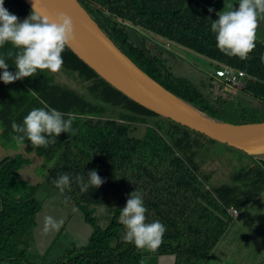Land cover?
Masks as SVG:
<instances>
[{"label": "trees", "instance_id": "16d2710c", "mask_svg": "<svg viewBox=\"0 0 264 264\" xmlns=\"http://www.w3.org/2000/svg\"><path fill=\"white\" fill-rule=\"evenodd\" d=\"M7 2L21 11V21L30 15L31 8L24 0ZM78 2L123 53L182 101L221 123L244 128L264 126V62L261 61L264 39H257L249 59L240 60L216 47L211 23L218 19V13L197 0ZM172 43L216 63L240 69L249 77L234 92L215 71L207 72L199 81L178 75L170 64L175 55ZM3 48L5 52L15 51L9 44ZM62 57L61 70L76 75L89 93H79L53 81V75L47 71L31 77V88L36 95L23 87L22 95L9 93L8 89L14 88L11 83L6 84L3 96L0 93L1 137L10 141L12 148L18 144L24 146L23 152L0 159V261L25 264L20 257L30 256V232L36 213L42 209L36 193L42 183L21 178L20 170L33 162L28 155L33 152L45 164L38 168L44 177L43 185H51L57 191V198L75 208L91 226L84 245L70 248L48 264H139L149 254H175L176 264H205L236 216L230 215V208L239 213L264 191V158L256 160V156L240 150L239 162L244 157L255 162L235 170L233 184H215L218 171L210 167L213 163L208 162L209 168L203 171L194 153L187 155L179 150L182 146L178 145L184 140L185 147L203 149L199 139L202 133L133 101L100 77L68 46ZM45 103L63 113L65 119L69 114L75 115L74 132H62L47 148H34L27 139L24 143L13 140L16 133L12 123L22 125L30 110ZM102 103L126 110L127 114H121L120 119L136 116L140 120L153 118L155 123L160 119L171 125L172 130L164 135L158 123L146 124L140 134H133V125L101 117L105 110ZM192 134L196 139H189ZM177 146L179 152L174 149ZM91 170L104 183L99 188L90 186L82 193L75 177L82 175L87 183ZM60 174H68L71 179L70 190L63 193L54 184ZM134 191L142 194L147 221L158 220L166 226L163 242L154 252L137 249L124 240L126 229L119 216Z\"/></svg>", "mask_w": 264, "mask_h": 264}, {"label": "clouds", "instance_id": "9594fccd", "mask_svg": "<svg viewBox=\"0 0 264 264\" xmlns=\"http://www.w3.org/2000/svg\"><path fill=\"white\" fill-rule=\"evenodd\" d=\"M33 0L30 15L20 22L18 17L11 14L4 7V0H0V48L10 43L12 49L6 55L14 57L15 74L8 71L9 64L0 57V80L5 84L13 83L22 78L32 77L38 72L48 71L58 73L64 61L62 53L75 38L73 20L65 13H58L54 19L43 14ZM227 10L218 13V19L211 23V31L215 34L216 47L229 57H238L240 60L249 59L250 53L256 48L257 32L261 20H264V0H238V8L226 5ZM264 62V55L261 56ZM43 103V102H41ZM75 115L64 114L56 108H33L23 118V123L15 121L11 127L14 133L13 140L24 143L27 139L32 147H45L56 142L62 133H72ZM75 181L80 185V191L88 188H99L103 179L95 170L88 172V181L84 182L82 175H77ZM61 193L71 188V179L68 174H60L54 181ZM147 208L142 194L132 192L126 205L121 209L119 220L125 227L124 240L134 244L137 249L156 251L162 244L166 226L160 221H147ZM62 221L57 222L53 217H45L44 230H57Z\"/></svg>", "mask_w": 264, "mask_h": 264}, {"label": "rangeland", "instance_id": "374dc122", "mask_svg": "<svg viewBox=\"0 0 264 264\" xmlns=\"http://www.w3.org/2000/svg\"><path fill=\"white\" fill-rule=\"evenodd\" d=\"M4 7L11 14L16 15L20 22H23L21 21L22 17L19 15L21 14V11L19 9L15 10L14 8H12L7 0H4ZM258 38L260 40L264 39V20L260 21L257 32V39ZM165 42L166 44L168 43V41ZM8 44L11 45L10 43ZM171 45L175 51V55L170 60V64H172V69L176 74L187 76L191 79H194L195 81H199L206 75L207 72H214L216 66L214 63L210 62L209 59L198 55L191 50L182 48L176 44L172 43ZM6 53L7 52H5L3 47L0 48V57L5 58L6 63L9 64L8 71L15 74L16 68L14 65V59H7L8 57ZM48 73L50 76L53 75L51 76V78L53 79V81L58 82L59 84L61 83L62 85H66L79 93H89L88 91L86 92L84 84L74 74H66V72L62 70L55 74L50 72ZM11 84H13L14 88L8 89L9 93L14 92L15 94H17L19 92L20 95H22V87L24 89H28L34 95H36L37 93L31 88V77L22 78ZM223 95H225V93ZM6 98H8V95H5V99ZM101 105L105 107V110L101 113V117L116 118L120 122L129 123L130 126L133 125L132 127L135 128L133 129V134H140L146 124L154 125L158 123L161 126L160 132L164 135L172 130L171 125L166 123V121L163 122L160 119H157V123H155L156 120L153 118L140 120L139 117L136 116L129 120L120 119L121 114H123L124 116L127 114V112H125L126 110H123L122 107H116L114 105L112 106L110 104L103 103ZM1 131L2 130L0 127V159L4 155L13 154L18 151H24V146L20 144H18L15 148L10 147L12 144H10V141H6L1 137ZM175 134L179 136L181 135L180 132H175ZM199 136V139L204 144L203 149L199 150L196 148V146L194 147V149H192L191 146L185 147L186 140H184L181 144L179 143L178 146L183 147H180L179 150H182L187 155L195 154L196 161L200 165H202L199 166V169L203 171L205 170V168H209V163H213V165L210 164V167H213L214 170L216 169L218 171L215 174V176H217L215 178L216 181H214L215 184H233L234 182L232 176L234 175L235 170L240 168L245 169L249 164L255 162L254 159H248V157L242 158L239 162V154L242 153L240 150L231 148L229 147V145H226L206 135L199 134ZM189 139H196V136L192 134L189 136ZM167 140L171 143L170 138H167ZM178 146L174 149H177V151L179 152ZM28 155L32 158L33 162L30 165L24 166L20 170L21 178L27 179L31 183H42V187H40L36 193V197L42 202V209L36 213L35 225L30 232V237L32 239L30 241L29 248L31 252L30 261L34 264H40L42 261L44 264H47L50 261L64 255L70 248L84 245L91 232V226L84 221L81 213H79L75 208H73L68 203H62L60 199L57 198V191L55 189H51V185H43L44 182L42 181L44 180V177L43 175L39 174L38 168L45 165L44 161L42 158L36 156L33 152ZM261 158H264V153L256 155V160ZM205 161L207 162L205 163ZM236 182L238 184H241L238 181ZM261 199L264 200V194ZM262 209L264 210V206ZM242 211L243 210H241V212ZM257 211H259V201L255 202L248 208L245 217H253L255 216ZM47 216L53 217L57 222L62 221L61 226L57 230L45 231L44 223L45 217ZM233 220L234 218L232 219V221ZM244 221L245 222L242 221L234 224V228L238 226L241 227L249 221L251 223H256L254 222V219H247ZM244 228H242L241 230H243ZM263 228L264 225H259V231L257 234H255V239H253L252 237V239L250 240L248 234L246 232L244 234L251 243H253L254 241L259 242V238H264ZM220 240H222L223 244L219 245L217 251L213 253V257H211L207 263L205 262V264H242L244 259L247 257V264H264V260H262L264 259V257L261 256V258L259 259H254L255 256L253 254L250 255L252 251L247 247L246 244L241 245L239 249L237 246H233L229 242H224L226 240V234H224Z\"/></svg>", "mask_w": 264, "mask_h": 264}, {"label": "water", "instance_id": "95a60500", "mask_svg": "<svg viewBox=\"0 0 264 264\" xmlns=\"http://www.w3.org/2000/svg\"><path fill=\"white\" fill-rule=\"evenodd\" d=\"M32 9L33 0H24ZM36 7L54 19L70 16L75 38L68 48L100 77L143 107L248 155L264 153V126L236 127L197 111L139 68L91 18L78 0H38ZM139 264H176L175 254H149Z\"/></svg>", "mask_w": 264, "mask_h": 264}, {"label": "crops", "instance_id": "0c3cea01", "mask_svg": "<svg viewBox=\"0 0 264 264\" xmlns=\"http://www.w3.org/2000/svg\"><path fill=\"white\" fill-rule=\"evenodd\" d=\"M197 1H199L200 3H202L203 5H205L206 7H208L209 9L213 10L216 13H219L223 10H227L226 5H228V4H232V5H234V8H238V0H197ZM182 48H184V47H182ZM209 61L214 63V64L216 63L215 61L210 60V59H209ZM2 72H3V70L0 69V74H2ZM3 83L4 82L2 80H0V93L2 96H3L5 89L7 88L6 84L5 83L3 84ZM2 96H0V98ZM263 194H264V191L261 192L260 194H258L253 200H251L249 202V204L247 205V207L242 212L239 211V213L236 216H234V220L230 223V225H228L226 231L223 233V235L226 234V240L224 242H227V243L229 242V243H231V245L237 246L239 249H240L241 245L246 244L247 247L252 251L250 253V255L253 254L255 256L254 259H259V258H261V256L264 257V238H259V242L258 241H254L253 243L250 242L252 237H253V239L256 238L255 234H257L259 231V225H261V226L264 225V210L262 209L264 206V200L261 199ZM257 201H259V211H257L255 216H253V217H245V214L247 213L248 208ZM243 219L244 220L254 219V222H256V223H251L249 221V222H246V224L242 225L241 227L238 226V227L234 228V224H236L237 222H242V221L245 222ZM242 228H244V229L241 230ZM245 232L250 237V240L246 238V236L244 234ZM221 244H223L222 240H219L217 242V244L214 246V248L212 249L213 252L211 251L212 257L214 255L213 253L215 251H217V249L219 248V245H221ZM209 259L206 261V263L209 261ZM247 260H248V257L244 259L242 264H247V262H248ZM262 260H264V259H262Z\"/></svg>", "mask_w": 264, "mask_h": 264}, {"label": "built area", "instance_id": "2783aa9c", "mask_svg": "<svg viewBox=\"0 0 264 264\" xmlns=\"http://www.w3.org/2000/svg\"><path fill=\"white\" fill-rule=\"evenodd\" d=\"M215 64L216 68L214 71L216 76L221 77L224 81L229 83L233 87L234 91H236L243 85L245 78L249 77L244 71L237 69L233 66L223 63ZM229 212L231 215L238 214L237 210L233 207L230 208Z\"/></svg>", "mask_w": 264, "mask_h": 264}, {"label": "flooded vegetation", "instance_id": "af4514ba", "mask_svg": "<svg viewBox=\"0 0 264 264\" xmlns=\"http://www.w3.org/2000/svg\"><path fill=\"white\" fill-rule=\"evenodd\" d=\"M30 251V250H29ZM31 254V252H29ZM22 259V261L25 263V264H34L33 262L30 261V256L27 257V258H23V257H20ZM0 264H7L5 263L4 261H0ZM40 264H44L43 261L40 263ZM48 264V263H47Z\"/></svg>", "mask_w": 264, "mask_h": 264}]
</instances>
